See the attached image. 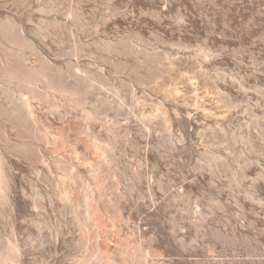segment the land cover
<instances>
[{
  "label": "rangeland",
  "instance_id": "rangeland-1",
  "mask_svg": "<svg viewBox=\"0 0 264 264\" xmlns=\"http://www.w3.org/2000/svg\"><path fill=\"white\" fill-rule=\"evenodd\" d=\"M1 21L27 27L33 33L25 49L28 64L58 58L68 65H84L76 69L80 74L91 70L106 74L105 85L97 84L110 94L113 86H122L123 97L119 100L129 111L141 107L146 112L165 109L168 113L163 103L179 88L180 97L210 99L229 118L225 124H208L207 132L206 124L205 131L195 134L191 141L187 127L181 126L187 128L183 132L172 126L171 117L182 118L170 109V122L166 126L156 122L149 128L151 143L137 148L129 142L134 131L131 136L118 132L119 139L112 138L116 135L108 127L115 119L110 114L91 124L107 138L97 136L83 119L85 111L100 103L101 92L87 101L89 105L71 103L69 99L66 102L65 98L32 99L36 122L18 120L7 112L9 92L25 90L3 80L0 70V264H96L99 248L116 264H145L143 257L148 251L154 264H264V158L262 161L260 152L264 151V0H0ZM74 45L84 49L82 55H71ZM42 48H48L47 52ZM5 54L0 46V67ZM182 55L210 61V81L223 76L234 82L236 96L237 92L241 96L232 94L230 100L238 102L230 106L211 86L202 87L198 80H193L197 84L189 94L179 81L161 91L159 86L168 83L167 59ZM145 61L152 70L144 69L148 65ZM147 71L160 74L149 85L131 84ZM193 103L188 106L195 110ZM124 117L120 118V126L130 121L138 128L135 118L132 122ZM221 127L228 129L227 137L238 131L241 142L231 138L224 144L212 142V135H217L215 131ZM50 133L60 135L57 145L49 143ZM94 135L115 150L118 165L104 167L105 193L94 202L96 227L88 232L85 199L93 195L96 198L100 181L96 174L99 160L93 155L91 143L97 138ZM72 145L81 152L80 159L73 154ZM139 165L145 170L146 181L154 182L159 217L144 211H139L138 217L132 216L138 203L153 210L149 190L132 185L134 173L141 170ZM239 172L246 175L240 185ZM213 173L215 179L210 177ZM127 200L133 206L131 210L123 209L122 203ZM191 215L193 220L203 222L195 228L197 231L186 224ZM158 221L169 226V233H180V239L185 240L180 248L181 253L186 251L184 255L174 248L171 252L165 248L164 252L155 243ZM190 230L194 234L189 237ZM13 248L19 256L17 260L9 253Z\"/></svg>",
  "mask_w": 264,
  "mask_h": 264
},
{
  "label": "bare ground",
  "instance_id": "bare-ground-1",
  "mask_svg": "<svg viewBox=\"0 0 264 264\" xmlns=\"http://www.w3.org/2000/svg\"><path fill=\"white\" fill-rule=\"evenodd\" d=\"M3 21L0 22V46H2L5 50V55H6V59H4L3 62H1V67H0V70H1V75L4 77L3 80L6 79V81H9L11 84L13 85H16L19 86L22 90H25V91H19L18 92H15V91H10L9 92V99H10V107H8V110L7 112L12 115L13 117L17 118L18 120H23L22 122H27V123H31L32 122H36V117H35V112L33 110V105L31 103V100L32 99H36L37 101H39L38 99H45V100H49V101H55L57 100L58 98H65L66 99V102H67V99L71 100V103L72 101L80 103L81 105L82 104H85L87 105V101L90 99V98H94L96 95H98V92H101L100 95H102V98L100 99V103L98 105H96L94 108H92L91 110H89V112L85 111L84 113V117L83 119L85 120V122L90 126V128L94 131V133H97L96 135L97 136H104V134H100L98 132H96V129L95 127L92 128L91 124L97 120V118L101 117V116H104V115H108L110 114V116H113L112 118L115 119V123L111 126H107V124L105 126L108 127V131L112 132L111 134H114L116 135L115 137H112L114 140L115 138L119 139L117 137V134L118 132H127L130 134H133L132 132L134 131L135 134L134 137L132 135V140L130 141L129 138V142H131V146H142V145H147L151 143V132L149 130V128L153 127L154 124H156V122H159V124L161 123L160 126L165 125L166 123L170 122L169 120V117L167 114H169V110L171 109H175V112L177 111L181 118L182 119H179V118H176L174 117L173 115V118L171 117V122H172V126L174 128H182L181 126H185L188 128L189 131H187L188 133V137L191 138V141H193V138L196 136L195 134L201 132V131H205V125L207 124L206 127H208V124H212V126L216 123H226L228 121V118L227 116H223L222 113L224 114V112L220 111V107L215 106L213 104V102H209L211 101L210 99H206V100H202L201 98H194L193 100L191 99H186L184 97H180V93L181 91L179 90V88H175V90L172 92L173 93V96L170 94L169 97L167 96L166 100H165V103L164 106H166L167 110H168V113L165 111H159L158 113H154L153 112H146L144 111L143 109H141V107H134V112L132 111H129L126 107V105L122 104L119 100V98H122L123 97V90H122V86H113L112 90H110L111 94L105 90H102V88L97 84L100 83V84H104L103 81H104V76L100 75L95 72V71H87V72H82L83 74H80L78 71H76L77 68L79 69H83V66L84 65H80L79 62H77L76 64H72L70 63L69 65L64 63V61H60L58 58L57 59H54L53 61H49V60H45V59H41L39 60V63L36 64V65H33V64H28L27 63V60L25 58V49L26 47H28V44H29V40L30 38L32 37V34L30 32V30L28 29L27 30V27L25 29H22L20 26H18L16 23H11V22H4L2 23ZM55 23H59V21L55 22ZM57 25V24H55ZM59 27V26H58ZM29 28V27H28ZM57 28V27H56ZM33 32V31H32ZM32 40V39H31ZM34 40V38H33ZM77 43V42H75ZM34 45V44H33ZM44 45V44H43ZM76 45V44H75ZM72 47V51H71V55L74 56V57H78L79 54L82 53V47L81 46H75ZM79 45V44H78ZM116 45V44H115ZM45 46V45H44ZM38 47V46H37ZM111 47V46H110ZM108 47V48H110ZM84 48V47H83ZM40 49V48H39ZM43 49V48H42ZM48 49V48H47ZM47 49H43L45 51V53L47 52ZM111 51H112V48H110ZM114 49V48H113ZM117 50V49H116ZM120 50V49H119ZM117 50V51H119ZM42 51V50H41ZM86 51V50H85ZM110 51V52H111ZM115 51V50H114ZM38 52V51H37ZM40 52V50H39ZM50 52V51H49ZM68 52V51H67ZM113 52V51H112ZM43 53V52H41ZM39 54V53H38ZM50 54V53H49ZM115 54V53H114ZM124 54V53H123ZM64 55V53H63ZM62 55V56H63ZM82 55V54H81ZM159 55V54H158ZM167 55V54H166ZM169 55V54H168ZM47 56V55H46ZM58 56V55H57ZM85 56V55H84ZM164 56V55H163ZM208 56V55H207ZM50 57V56H49ZM60 57V56H59ZM166 57V56H165ZM220 57V56H218ZM51 58V57H50ZM142 58V57H141ZM144 58V57H143ZM118 59V58H117ZM119 59H122V58H119ZM118 59V60H119ZM113 60V59H112ZM125 60V59H124ZM108 61V60H107ZM110 61V60H109ZM115 61V60H114ZM120 61V60H119ZM123 61V60H122ZM141 61V60H140ZM144 61V60H143ZM157 61V60H156ZM38 62V61H37ZM117 62V61H116ZM126 62V61H125ZM128 62V61H127ZM129 62H132V61H129ZM146 65H147V68H144V69H148V71L152 70V67H150V63L148 61H145ZM154 62V61H153ZM167 62H168V65H169V73H168V83L166 84H161V86H159V88L161 89V91L163 89H165V87L170 84L171 82H176V81H179V85H184V92H186V94H189L193 91L194 89V86H195V83L197 82H193V80H198V84L202 87H206L209 89V87L211 86L213 90L216 91V93L226 102H228V104L230 106H233L235 105V103L238 102L237 99H235V101H232L230 100V95L232 96L235 95L236 96V85L234 82H230L228 81L226 78H219L217 79L216 81H213V83L211 82L212 81V77L209 76V68L211 66V63L210 61H202L200 58H194L190 55H182L178 58H175V59H172V58H168L167 59ZM36 63V62H35ZM68 63V62H67ZM74 63V62H73ZM157 63V62H156ZM117 64V63H116ZM121 64V62H120ZM131 63H129L130 65ZM139 64V63H138ZM160 64V63H159ZM167 64V63H166ZM133 65V64H131ZM135 65H137V62L135 61ZM134 66V65H133ZM139 66V65H138ZM152 66V65H151ZM157 66V65H155ZM125 67V66H124ZM141 67V65H140ZM146 67V66H145ZM151 69H150V68ZM126 68V67H125ZM132 68V67H131ZM134 68V67H133ZM128 69V68H127ZM139 69V68H137ZM113 70V69H112ZM145 72L143 73L141 76H137L135 79H130L132 80L131 84L134 86V85H137L136 87H138V84H146V85H149L153 82V80L160 74L156 73V74H151L150 72ZM119 72V71H118ZM138 72V71H137ZM140 72H142L140 70ZM165 73V72H164ZM132 74V72H131ZM134 74V73H133ZM139 74V73H138ZM162 74V73H161ZM0 75V76H1ZM134 76V75H133ZM160 77V76H159ZM214 78V77H213ZM211 79V81H210ZM111 80V78H110ZM234 80H237L236 78H234ZM113 81V80H112ZM130 82V81H129ZM111 83V82H110ZM196 83V84H197ZM119 84V83H118ZM178 84V83H177ZM176 84V85H177ZM105 85V84H104ZM116 85V84H114ZM111 86V85H110ZM172 87L175 86V85H171ZM107 87V86H106ZM159 89V91H160ZM182 90H183V87H182ZM160 91V92H161ZM167 91V90H165ZM171 92V91H170ZM183 92V93H184ZM211 92V91H210ZM209 92V93H210ZM128 93V92H127ZM213 93V92H212ZM28 94V96H27ZM135 94H136V90H135ZM185 94V95H186ZM167 95V94H166ZM138 96V95H137ZM200 97H202V95H199ZM237 96H241L238 92H237ZM236 96V97H237ZM127 97V96H126ZM186 97V96H185ZM217 97V96H216ZM243 97V96H242ZM206 98V97H205ZM239 98V97H238ZM241 98V97H240ZM98 99V100H99ZM133 99H136L137 101V97H133ZM61 100V99H60ZM128 100V99H127ZM139 100V99H138ZM215 100V99H214ZM234 100V99H233ZM241 100V99H240ZM59 101V100H58ZM193 101L194 105H196V109L193 110L191 109L188 104L189 102ZM213 101V100H212ZM220 101V99H219ZM42 102V101H41ZM69 102V101H68ZM70 103V105H71ZM87 103V104H86ZM93 103V102H91ZM90 103V104H91ZM215 103V102H214ZM56 104V103H55ZM75 104V103H74ZM135 104V102L133 103V105ZM50 105V104H49ZM81 106L83 107L82 109L84 110L86 107ZM89 105V104H88ZM77 106V105H76ZM79 106V105H78ZM77 106V107H78ZM138 106V105H137ZM226 106V105H225ZM80 107V106H79ZM89 108V107H88ZM4 109V108H3ZM228 109V108H227ZM82 110V111H83ZM131 110V109H130ZM5 111V110H4ZM235 111V110H234ZM2 112V111H1ZM229 112V111H228ZM236 112V111H235ZM3 113V112H2ZM83 113V112H82ZM228 114V113H226ZM229 114L231 115V113L229 112ZM235 114V113H234ZM229 115V116H230ZM124 116H128L127 118L128 119H131L132 122H133V119L135 118V122L138 123V128L137 127H134V125L129 121L128 123L120 126L119 124V121H120V118L121 117H124ZM232 116V115H231ZM236 116V115H235ZM107 117V116H106ZM234 117V115L232 116ZM103 118V117H102ZM125 118V117H124ZM233 119V118H232ZM232 119L230 121H232ZM235 119V118H234ZM100 120V119H98ZM229 121V124L231 123ZM235 121V120H234ZM109 122V121H108ZM121 122V121H120ZM97 123V122H96ZM21 124V123H20ZM123 124V123H121ZM136 124V123H135ZM228 124V123H227ZM168 125V124H167ZM218 125V124H217ZM221 125V124H220ZM95 126V125H94ZM157 126V125H156ZM166 126V125H165ZM224 126V125H222ZM179 127V128H178ZM228 127V125H227ZM230 127V126H229ZM228 127V128H229ZM184 128V127H183ZM183 128H182V131H183ZM187 128H184V129H187ZM204 129V130H202ZM213 129V128H211ZM226 129L225 127H221L219 128V131H215L217 133L216 137L217 139H214V136L215 135H212L214 133H212V137H211V141L212 139L214 141L212 142H216L218 141V144H224L227 142L228 138L232 139V140H239V134L237 135V132L236 134H233L232 136L230 137H227L226 136ZM89 130V128H88ZM90 130V132L92 131ZM106 130V128H105ZM139 133H137V131ZM172 130V129H171ZM207 130H209V127L208 129L206 128V132ZM228 130V129H227ZM232 130V129H231ZM175 130H173L174 132ZM180 131V130H179ZM185 132V130L183 131ZM93 133V134H94ZM172 133V131H171ZM176 133V132H175ZM186 133V134H187ZM202 133V132H201ZM229 133V132H228ZM240 133V132H239ZM244 133V132H243ZM92 134V135H93ZM174 134V133H173ZM249 134L248 133V137H249ZM51 135V138L49 140V143L50 144H54V145H57L60 140H61V137L60 135H57L55 133H50ZM94 135V136H96ZM121 135V134H119ZM175 135V134H174ZM185 135V133H184ZM198 135V134H197ZM229 136V134H227ZM241 135V134H240ZM96 136V137H97ZM110 136V134H109ZM128 136V135H127ZM172 136V135H171ZM209 136V135H208ZM252 136V135H251ZM97 137L95 139V142H91V143H94L92 146L94 149V153L93 152L91 154L97 156L98 160L95 158V160H97L96 162L98 164L97 165V169H96V174H97V179H99L100 181L97 183V187H96V190L98 193H96V198H95V195L93 196H90V197H87L85 199V208H86V217H87V230L88 232H91L92 229H95V214L97 212V207L95 205L96 203V200H97V196L98 198L102 196V194H104L105 192V187H104V182H102V176H103V172H104V167L105 166H109L110 164H113L114 166H117L118 165V157H116V155L114 154V152L111 150L110 147H108V145H104L102 144ZM106 137V135L104 136ZM176 137V136H175ZM178 137V136H177ZM187 137V135H186ZM187 137V138H188ZM247 137V136H246ZM254 137V135L252 136ZM93 138V137H91ZM102 138V137H101ZM107 138V137H106ZM111 138V140H112ZM131 138V137H130ZM179 138V137H178ZM185 138V137H184ZM186 138V139H187ZM196 138V137H195ZM194 138V139H195ZM94 139V138H93ZM92 139V140H93ZM207 139V138H206ZM210 139V138H209ZM91 140V141H92ZM104 140V139H103ZM110 139H108L109 141ZM174 140V139H173ZM188 140V139H187ZM231 140V141H232ZM66 141V140H65ZM64 141V144L66 143ZM106 141V140H104ZM113 141V140H112ZM119 141V140H118ZM209 141V140H208ZM230 141V140H229ZM240 141V140H239ZM107 142V141H106ZM114 142V141H113ZM127 142V141H126ZM154 142V141H153ZM241 142V141H240ZM105 143V142H104ZM112 143V142H111ZM159 142H157L158 144ZM233 143V142H232ZM237 143V141H236ZM124 144V143H123ZM129 144V143H128ZM153 144V143H152ZM156 144V145H157ZM213 144H216V143H213ZM246 144V143H245ZM110 145V144H109ZM114 145V144H112ZM159 145V144H158ZM157 145V146H158ZM175 145H177V141L175 139ZM229 145V144H228ZM233 145V144H232ZM242 145V144H241ZM21 146V145H20ZM23 147H25L26 145L25 144H22ZM21 146V147H22ZM74 148V151H73V154L76 155V157L78 159H80L81 157V152L77 149V147L75 145H72ZM146 146V147H147ZM156 146V147H157ZM174 146V145H173ZM235 146H238L235 144ZM234 146V147H235ZM127 147V146H126ZM129 147V146H128ZM116 148V146H115ZM138 148V147H137ZM181 148V147H179ZM178 146H177V149H179ZM254 148V147H253ZM258 148V147H257ZM113 149V148H112ZM130 149V148H129ZM150 149V148H149ZM174 149H175V146H174ZM244 149V148H243ZM251 149V148H250ZM260 149V148H258ZM264 149V148H263ZM222 150V149H221ZM242 150V149H241ZM239 150V151H241ZM152 152V150H149ZM149 151L148 153L146 152V154L148 155L149 154ZM238 151V150H237ZM243 151V150H242ZM252 151V150H251ZM258 151V150H257ZM154 152V151H153ZM152 152V153H153ZM224 152V151H223ZM261 160L262 158H264V151H261ZM116 153V152H115ZM156 154V153H155ZM242 154V153H240ZM146 155V157H147ZM222 155V154H221ZM256 155V154H254ZM258 155V153H257ZM140 156H142L140 154ZM260 156V154H259ZM227 157V155H226ZM253 157V156H252ZM248 158V157H247ZM251 158V156H250ZM255 158V157H254ZM216 159V157H215ZM220 159V158H219ZM258 159V158H257ZM246 160H249V159H246ZM260 160V161H261ZM214 161V160H213ZM212 161V162H213ZM245 161V160H243ZM250 161V160H249ZM263 161V160H262ZM261 161V163H262ZM218 162V161H217ZM264 162V161H263ZM159 164V163H158ZM159 165H162V164H159ZM215 165V164H214ZM259 165V164H258ZM263 165V164H262ZM264 166V165H263ZM213 167V165H212ZM260 167V166H258ZM257 167V168H258ZM244 168V167H243ZM115 169H119V167H115ZM139 170L137 175H135L134 173V184H132L133 186H140V187H143L144 189H147L149 190V197H150V201H152L153 203V210H148V208H146V204L144 203H138L137 204V208L136 210L137 211H132V216L135 218V217H138V215L140 213H142L141 211H144V212H149L150 215H152L153 217L155 216H158L156 212V209H158L157 207V204H156V201L157 199L155 198V196H158L157 194V191H156V188H155V185H154V182H148L146 181L147 177L146 176V173H145V170L141 168V165H139ZM242 169V168H241ZM260 169V168H258ZM257 169V170H258ZM211 170V169H210ZM243 170V169H242ZM246 170V168H245ZM256 170V169H255ZM256 170V172H257ZM263 170V168L261 169ZM260 170V171H261ZM213 171V170H212ZM216 173H218L216 170H214ZM240 171V170H239ZM137 172V171H135ZM205 172V171H204ZM246 172V171H244ZM250 172V171H249ZM255 172L256 175H259L260 174H257ZM264 172V171H263ZM202 173V172H201ZM210 173V172H209ZM240 173V172H239ZM248 173V172H246ZM206 174V173H205ZM204 174V175H205ZM251 174V173H250ZM212 175V174H211ZM253 175V174H252ZM202 176V174H201ZM214 176V173L212 176L210 177H213ZM217 176V175H215ZM246 175L241 172L240 173V176H237L240 178V181H238V185H240V183H242V181H244V179H241V178H244ZM255 176V175H254ZM258 176V178H259ZM262 176V175H261ZM205 177V176H204ZM203 177V179H205ZM209 177V178H210ZM250 177V176H249ZM257 177V176H256ZM202 178V177H201ZM201 178H199V180H201ZM207 178V177H206ZM214 178V177H213ZM212 178V179H213ZM215 179V178H214ZM218 179V178H217ZM216 179V180H217ZM238 179V178H237ZM262 179V178H261ZM208 180V178H207ZM216 180H213V181H216ZM258 180V179H257ZM263 180V179H262ZM203 181V180H201ZM210 181V179L208 180ZM206 182V181H205ZM216 182H219V181H216ZM261 183V182H260ZM264 183V181H263ZM260 185V184H259ZM262 187V184L260 185ZM0 191H1V188H0ZM108 191V190H107ZM181 193H183V191H181ZM109 194V193H108ZM108 197L110 198L111 195L109 194ZM110 201L112 202L113 199L112 197L110 198ZM131 201V200H130ZM95 202V203H94ZM133 202V201H132ZM133 205H136V204H133ZM122 206H123V209L125 210H131L132 209V204L127 200V202H124L122 203ZM161 206V205H160ZM162 207V206H161ZM160 207V208H161ZM255 209V208H254ZM259 210V208H257ZM257 209H255L257 211ZM261 209H264V208H261ZM260 209V210H261ZM162 210V209H161ZM140 211V213H139ZM190 216V215H189ZM193 216V215H191ZM194 216L191 217V221H187L186 219V224H188V226L191 228V230H194L195 228L198 229V227L202 226L203 225V222H200L198 219H194ZM138 219V218H137ZM160 219V218H159ZM158 219V220H159ZM200 219H202V217H200ZM115 220V219H114ZM157 221V219H155ZM161 222V221H160ZM255 222V221H253ZM154 223V222H153ZM156 223V222H155ZM154 223V224H155ZM162 223V222H161ZM157 225V229H158V232H157V238L154 240L155 243H158L160 246V248H163L164 252H165V248L171 252V250H173L174 248V251L175 249H177L176 251L180 250L181 246H184V241L185 240H181L183 238L180 239V233H176L174 231V233H169L168 232V227L167 225H165V223L163 224H160L159 221L158 223H156ZM154 225V226H156ZM185 225V224H184ZM186 226V225H185ZM187 226V227H188ZM205 227V225H204ZM189 228V229H190ZM188 229V228H187ZM188 229V231H189ZM195 229V230H196ZM200 229V228H199ZM141 230V228H140ZM189 233H187L190 236H193L194 232L191 231ZM150 231V230H149ZM155 231V230H154ZM197 231V230H196ZM187 232V230L185 231ZM196 233V232H195ZM144 234H147V231L144 232ZM186 234V233H184ZM184 235V237L188 239V235ZM191 240V239H190ZM149 243V241H148ZM157 244V245H158ZM153 245V244H152ZM186 247V246H185ZM184 247V248H185ZM184 248H182V250H184ZM162 250V249H161ZM12 251V252H11ZM172 251V254L173 252ZM140 252V251H139ZM142 252L145 253V251L143 250ZM163 252V253H164ZM179 252V251H178ZM176 252V253H178ZM182 251L180 250V254L184 255L186 253V251L184 253H181ZM11 253L10 255L14 254L15 256L12 255V257H14V259H18L19 256L16 254L17 252L15 251V249L13 248L12 250L10 249V252ZM141 253V252H140ZM154 253V252H152ZM166 254V253H164ZM168 254V252H167ZM166 254V255H167ZM171 254V253H170ZM179 254V253H178ZM106 255L107 252H105L104 250H102L101 248H99V252L97 254V260H96V264H116L115 261L113 259H111V257H107ZM142 257V255H140ZM137 257V256H136ZM153 255L151 254V252H147L146 254H144V257H143V260L145 262V264H154V259H152ZM155 257V256H154ZM138 260H140L139 256L137 257ZM9 259V258H8ZM12 259V258H10ZM16 260H14L13 262H15ZM137 260V261H138ZM142 260V259H141ZM156 261V260H155ZM157 262V261H156ZM155 262V264H157ZM144 264V263H142Z\"/></svg>",
  "mask_w": 264,
  "mask_h": 264
}]
</instances>
